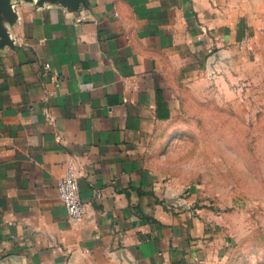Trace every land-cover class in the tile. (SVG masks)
I'll return each mask as SVG.
<instances>
[{
  "label": "crops",
  "instance_id": "0c3cea01",
  "mask_svg": "<svg viewBox=\"0 0 264 264\" xmlns=\"http://www.w3.org/2000/svg\"><path fill=\"white\" fill-rule=\"evenodd\" d=\"M0 47V264H202L199 218L165 201L148 147L174 88L264 73V0H89L17 6ZM80 15L87 19L78 21ZM78 171L83 219L56 187Z\"/></svg>",
  "mask_w": 264,
  "mask_h": 264
},
{
  "label": "rangeland",
  "instance_id": "374dc122",
  "mask_svg": "<svg viewBox=\"0 0 264 264\" xmlns=\"http://www.w3.org/2000/svg\"><path fill=\"white\" fill-rule=\"evenodd\" d=\"M215 62L174 88L146 168L169 205L201 221L202 264H264V73Z\"/></svg>",
  "mask_w": 264,
  "mask_h": 264
},
{
  "label": "water",
  "instance_id": "95a60500",
  "mask_svg": "<svg viewBox=\"0 0 264 264\" xmlns=\"http://www.w3.org/2000/svg\"><path fill=\"white\" fill-rule=\"evenodd\" d=\"M21 3H31L34 6L51 4L62 5L69 10L86 8L89 0H0V47L16 45L14 37L11 36L10 28L18 19L17 6Z\"/></svg>",
  "mask_w": 264,
  "mask_h": 264
},
{
  "label": "built area",
  "instance_id": "2783aa9c",
  "mask_svg": "<svg viewBox=\"0 0 264 264\" xmlns=\"http://www.w3.org/2000/svg\"><path fill=\"white\" fill-rule=\"evenodd\" d=\"M85 19H87V15H80L77 20ZM56 187L66 209L68 220L72 224L79 223L86 213V205L80 198L78 171L71 160H68L65 172L58 179Z\"/></svg>",
  "mask_w": 264,
  "mask_h": 264
}]
</instances>
